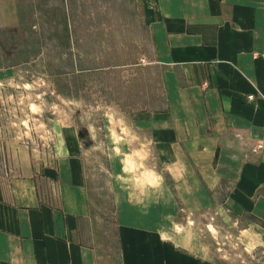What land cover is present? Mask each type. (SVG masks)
Wrapping results in <instances>:
<instances>
[{"label": "crops", "instance_id": "crops-1", "mask_svg": "<svg viewBox=\"0 0 264 264\" xmlns=\"http://www.w3.org/2000/svg\"><path fill=\"white\" fill-rule=\"evenodd\" d=\"M142 1L162 101L134 118L189 185L187 211L244 219V245L264 259V0ZM76 144L63 141L41 176L0 173V264H217L143 221L92 241Z\"/></svg>", "mask_w": 264, "mask_h": 264}, {"label": "rangeland", "instance_id": "rangeland-1", "mask_svg": "<svg viewBox=\"0 0 264 264\" xmlns=\"http://www.w3.org/2000/svg\"><path fill=\"white\" fill-rule=\"evenodd\" d=\"M142 0H0V173L49 172L76 138L86 175L92 241L143 221L183 252L217 264H264L245 246L244 219L191 213L137 124L161 105Z\"/></svg>", "mask_w": 264, "mask_h": 264}, {"label": "built area", "instance_id": "built-area-1", "mask_svg": "<svg viewBox=\"0 0 264 264\" xmlns=\"http://www.w3.org/2000/svg\"><path fill=\"white\" fill-rule=\"evenodd\" d=\"M258 148H260V146H258Z\"/></svg>", "mask_w": 264, "mask_h": 264}]
</instances>
